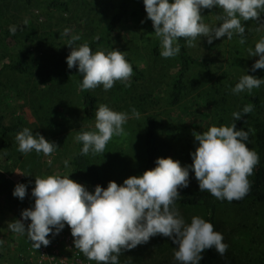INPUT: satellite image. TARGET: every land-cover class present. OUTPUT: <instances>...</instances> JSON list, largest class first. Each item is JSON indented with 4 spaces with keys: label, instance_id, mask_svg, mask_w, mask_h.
<instances>
[{
    "label": "rangeland",
    "instance_id": "1",
    "mask_svg": "<svg viewBox=\"0 0 264 264\" xmlns=\"http://www.w3.org/2000/svg\"><path fill=\"white\" fill-rule=\"evenodd\" d=\"M50 0H0V25L11 27L26 25L28 30L15 39L0 34V117L5 126H16L8 132L3 141L0 138V264H30L26 260L27 235H18L8 228V223L20 219V213L34 204L31 190L38 176L52 174L67 175L71 171L70 162L77 150L76 136L80 129L95 131V118L84 117L81 100L76 85V71L68 69L66 57L71 49L66 46L74 36H79L72 47H79L96 38L109 23L118 9V0H60L67 3L66 8L49 7ZM219 7L203 9V22L218 26L217 15H222ZM28 23L24 24L23 21ZM245 24V43L240 36L233 34L214 39L211 44L207 38L198 37L188 47L193 57H207L213 61L211 73L193 68L186 78V91L179 105L169 100L171 82L176 70L175 57L163 58L161 44L159 55L154 56L152 48L159 39L154 34L152 22L147 19L143 6L132 3L127 13L112 34L114 46L125 52L134 65L143 73V79L135 84L130 81H116L105 91L103 86L92 89L97 97L96 110L104 104L117 112L129 115L123 126L124 133L113 136L105 148V153L87 157L97 167L108 184L114 181L118 185L133 175L143 174L145 163L143 133L146 116L156 118V133L163 157L178 160L181 166L187 165L183 152L195 151L198 142L193 133H203L211 126L230 125L233 112L244 108L243 96L246 92L234 94L232 88L245 75H253L252 65L258 56L249 57L248 49L264 37V14L258 20H248ZM65 29L68 33L65 34ZM101 50H104L102 48ZM18 53L27 56L28 70L19 74L4 64L15 60ZM195 83L198 85V89ZM120 85L121 87H117ZM264 91V90H263ZM198 92L208 98L203 104L202 114H196L192 99ZM139 100H143L140 106ZM140 115H132V109ZM236 124V121H235ZM29 128L33 134L39 133L57 145L51 156L35 151L22 153L15 139L18 132ZM237 129H250L249 124ZM251 145V135L248 145ZM52 163L49 164L48 160ZM65 161L68 166L65 167ZM17 183L27 185V194L23 200L13 196ZM89 192L93 189L86 187ZM188 190H199L194 173L189 171ZM180 214L191 222L193 216L204 219L199 208L180 206ZM216 231L223 234V242L228 245L224 256L218 254L217 264H261L254 262L257 250L250 251L252 240L260 242L257 235L264 236V206L224 208L218 215ZM27 226L30 221H24ZM252 226V228L250 227ZM259 229V230H258ZM60 248L62 253L69 251L68 245L79 251L85 264H96L74 247V238L70 228L65 227L57 235L47 237ZM260 244V243H259ZM257 244L253 248H257ZM66 247V248H65ZM176 245L168 237L157 235L149 242L130 251H122L119 264H179L174 259ZM264 264V263H263Z\"/></svg>",
    "mask_w": 264,
    "mask_h": 264
},
{
    "label": "clouds",
    "instance_id": "2",
    "mask_svg": "<svg viewBox=\"0 0 264 264\" xmlns=\"http://www.w3.org/2000/svg\"><path fill=\"white\" fill-rule=\"evenodd\" d=\"M143 5L155 36L160 38L163 58L180 53L179 38H186L187 46L193 47L198 37L207 38L211 44L214 39L231 40L236 34L244 44L246 27L242 21L258 20L264 14V0H143ZM217 7L223 10L222 15L216 16L219 25L205 24L201 11ZM16 30L15 25L10 27L13 35ZM68 31L65 29V34ZM79 39L74 36L66 45L71 49L66 64L68 69L75 67L82 75L81 90L102 85L108 91L116 81L129 80L133 69L125 52L117 49L93 52L87 43L72 47ZM248 55L259 57L251 71L264 69V37L255 44L254 50L248 49ZM261 85L264 78L245 74L232 92L250 93ZM253 108L248 104L241 112H233L230 125H213L203 133L194 132L198 145L190 153L191 165L181 166L170 157L157 158L155 167L143 174L130 176L120 185L114 181H109L106 188L96 185L91 192L70 179V174L38 176L31 190L34 204L21 211L20 219L9 222L8 228L18 235L26 234L38 249L50 243L47 238L50 234H59L67 225L74 247L96 264H119L122 251L146 244L157 235L170 238L177 246L174 259L179 264H199L202 253L212 248L224 256L228 245L223 242V234L199 216H193L186 223L176 201L181 198L179 189L189 186L190 170L199 190H207L217 199L239 200L248 194L251 187L248 177L260 157L247 146L252 130L237 129L235 121L251 113ZM132 115L139 118L140 114L133 108ZM95 117V131H83L76 136L82 143L81 155L105 153L112 137L124 133L123 126L129 119L128 113L117 112L104 104L98 106ZM15 139L22 153L35 151L51 156L58 148L55 142L39 133L33 134L29 128L18 132ZM48 163L52 161L49 159ZM64 163L67 167L68 162ZM12 194L23 200L27 185L17 183ZM24 221L30 223L26 226Z\"/></svg>",
    "mask_w": 264,
    "mask_h": 264
},
{
    "label": "trees",
    "instance_id": "3",
    "mask_svg": "<svg viewBox=\"0 0 264 264\" xmlns=\"http://www.w3.org/2000/svg\"><path fill=\"white\" fill-rule=\"evenodd\" d=\"M26 3H31L33 0H25ZM132 3H137L140 6H143V0H118V9L110 18L109 23L101 30L100 34L86 42L93 52L97 50H112L117 49L112 42V34L117 28L118 24L123 19L124 15L127 13L129 6ZM49 7L53 8H66L67 3L60 0H50L48 3ZM16 32L13 35L10 32V27H3L0 25V34H3L6 38H16L20 36L21 33L25 30H28L26 25H16ZM180 45V53L175 56V66L176 70L174 72V77L171 82L169 100L172 105H179L183 100L185 91H186V78L188 73L193 68H200L201 71L206 73H211L213 61L207 57H193L188 50L187 39L179 38L177 41ZM84 44V43H80ZM161 41L160 38L154 43L152 51L155 57L159 55V47ZM118 50V49H117ZM120 51V50H119ZM126 60L132 65V75L130 81L133 84L141 81L143 79V73L141 70L134 65L131 58L126 54ZM2 68H8L16 73L22 74L28 70L27 56L23 53H18L15 60L12 62L6 63ZM76 71V85L78 88V94L81 100V108L83 115L86 119L92 120L95 118V110L97 97L90 90H81L82 75ZM253 76L256 78H264V69L255 70ZM198 89V85L195 83L194 87ZM121 87L120 85L116 86ZM115 88V85H114ZM264 85H261L260 88H254L250 93L246 90L243 96L244 106L252 104L254 106L253 111L246 115L242 116L241 120L236 121V125L243 127L245 125L250 126L252 130L251 135V145L249 148L256 151L259 154L260 161L259 164L253 169V174L248 177L251 187L247 195L242 199L228 201L227 199H217L210 194L207 190H188V189H179L181 198L176 201L180 206H189L199 208L203 214L204 219L210 221L214 225V229H217L218 215L220 211L224 208H242L245 207H256L264 206ZM208 102V98L203 95V93L198 92L195 97L192 99V106L199 107L196 108V114L201 113V107L203 104ZM140 106H143L144 101L139 100ZM146 127L143 133L144 139V155L145 163L143 167V172L148 169L155 167V160L157 158H162V150L158 143L157 133H156V118L154 115L146 116ZM16 126H5L2 123V118L0 117V138L4 144V138L8 132L15 131ZM85 130L80 129L78 134ZM5 145V144H4ZM82 143L77 141V150L72 157L70 162L71 171L69 178L84 185L85 187L91 188L94 190L96 185L106 188L107 183L101 176L97 167L91 162L87 155H81ZM194 151L185 149L183 156L187 165L192 164L190 153ZM252 228V226H250ZM259 230V229H258ZM257 238L260 239V242L252 240V247L250 245V251L254 249L257 250L256 259L254 262L264 263V236L257 235ZM260 243V244H259ZM257 244V248H253V245ZM202 259L199 264H217L218 254L215 252V249H207L202 253ZM241 264V263H239ZM260 264V263H259Z\"/></svg>",
    "mask_w": 264,
    "mask_h": 264
},
{
    "label": "built area",
    "instance_id": "4",
    "mask_svg": "<svg viewBox=\"0 0 264 264\" xmlns=\"http://www.w3.org/2000/svg\"><path fill=\"white\" fill-rule=\"evenodd\" d=\"M68 243L65 246L68 245L69 251L62 253L60 247L51 240L47 246L41 245L38 249L30 241L27 245L26 260L30 264H85L79 251L73 250Z\"/></svg>",
    "mask_w": 264,
    "mask_h": 264
}]
</instances>
